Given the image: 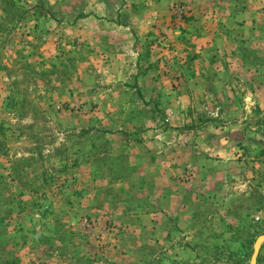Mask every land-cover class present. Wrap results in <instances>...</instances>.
<instances>
[{"label": "rangeland", "instance_id": "obj_1", "mask_svg": "<svg viewBox=\"0 0 264 264\" xmlns=\"http://www.w3.org/2000/svg\"><path fill=\"white\" fill-rule=\"evenodd\" d=\"M264 0H0V264H264Z\"/></svg>", "mask_w": 264, "mask_h": 264}, {"label": "water", "instance_id": "obj_2", "mask_svg": "<svg viewBox=\"0 0 264 264\" xmlns=\"http://www.w3.org/2000/svg\"><path fill=\"white\" fill-rule=\"evenodd\" d=\"M262 241H264V237L260 238V240L258 241V244H257V246H256V253L258 252V250H259V244H260Z\"/></svg>", "mask_w": 264, "mask_h": 264}]
</instances>
